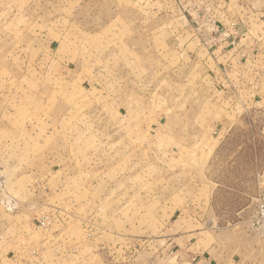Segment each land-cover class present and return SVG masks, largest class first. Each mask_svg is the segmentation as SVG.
Here are the masks:
<instances>
[{
	"label": "rangeland",
	"instance_id": "obj_1",
	"mask_svg": "<svg viewBox=\"0 0 264 264\" xmlns=\"http://www.w3.org/2000/svg\"><path fill=\"white\" fill-rule=\"evenodd\" d=\"M190 1L0 0V264H201L213 217L264 263V0L232 69Z\"/></svg>",
	"mask_w": 264,
	"mask_h": 264
},
{
	"label": "crops",
	"instance_id": "obj_2",
	"mask_svg": "<svg viewBox=\"0 0 264 264\" xmlns=\"http://www.w3.org/2000/svg\"><path fill=\"white\" fill-rule=\"evenodd\" d=\"M230 0H191L190 5L185 4L186 12L183 14L182 21H186V29L180 32L179 37L186 39L188 42L197 44L199 51H205L207 55L223 56L229 55L227 63L219 64L220 66H226L232 69L233 59L240 61L245 58V55H249L252 51V47L249 45V40H246L247 35L244 31V27L240 24V20L236 16L228 13V5ZM185 2V0H183ZM192 3V4H191ZM244 32V33H243ZM242 42H244L242 44ZM254 50V49H253ZM198 53V52H197ZM248 57V56H247ZM247 57L245 59H247ZM244 60V59H242ZM246 61V60H244ZM218 65V66H219ZM188 219V218H187ZM190 220L188 221V223ZM202 221L198 219L197 224L202 225ZM212 228L214 229L215 237L211 244L213 250V259H207L209 251L206 255L202 254L201 264H255V260L251 254H246L248 249L245 244H239V242L230 244V239H224L221 236L225 231H233L238 223L233 222H221L218 218L213 217L211 219ZM187 223V224H188ZM187 226V225H186ZM191 230L182 233L186 235L181 237V242L186 248V252L193 245L189 241V236L192 235ZM214 248L216 250L214 251ZM229 250V256L227 260L220 255L221 250ZM238 251V252H236ZM182 253V251H181ZM200 259V257H199ZM264 264V263H263Z\"/></svg>",
	"mask_w": 264,
	"mask_h": 264
},
{
	"label": "built area",
	"instance_id": "obj_3",
	"mask_svg": "<svg viewBox=\"0 0 264 264\" xmlns=\"http://www.w3.org/2000/svg\"><path fill=\"white\" fill-rule=\"evenodd\" d=\"M252 225L255 228H262L264 226V198L259 200L257 217L252 221Z\"/></svg>",
	"mask_w": 264,
	"mask_h": 264
}]
</instances>
